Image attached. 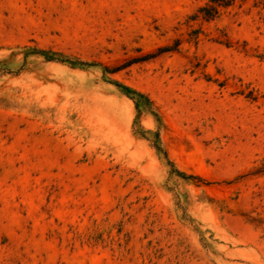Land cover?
I'll use <instances>...</instances> for the list:
<instances>
[{
    "label": "rangeland",
    "instance_id": "1",
    "mask_svg": "<svg viewBox=\"0 0 264 264\" xmlns=\"http://www.w3.org/2000/svg\"><path fill=\"white\" fill-rule=\"evenodd\" d=\"M207 1L0 0V264H264V1Z\"/></svg>",
    "mask_w": 264,
    "mask_h": 264
},
{
    "label": "trees",
    "instance_id": "2",
    "mask_svg": "<svg viewBox=\"0 0 264 264\" xmlns=\"http://www.w3.org/2000/svg\"><path fill=\"white\" fill-rule=\"evenodd\" d=\"M237 1L238 0H208L207 3H205L202 7H200L195 12V14L191 16L190 20L196 21L200 19L206 22L211 21L217 18L222 10L232 7ZM263 1L264 0H259V3ZM175 47H177V42L174 43L173 46L160 49L158 52L161 53L166 51H173L175 50ZM46 57L47 59H50L48 58V56ZM115 86L118 87L126 97H128L131 101H133L138 115L140 114V110L142 107H145L146 109H150L151 101L143 94L131 90L130 88L120 84H115ZM156 149L160 151V148L156 147ZM180 175L183 174L180 173Z\"/></svg>",
    "mask_w": 264,
    "mask_h": 264
}]
</instances>
